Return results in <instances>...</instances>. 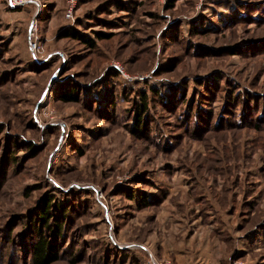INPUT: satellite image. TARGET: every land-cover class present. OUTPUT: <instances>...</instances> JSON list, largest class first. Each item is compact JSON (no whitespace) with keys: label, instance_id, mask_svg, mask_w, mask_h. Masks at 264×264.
I'll list each match as a JSON object with an SVG mask.
<instances>
[{"label":"rangeland","instance_id":"rangeland-1","mask_svg":"<svg viewBox=\"0 0 264 264\" xmlns=\"http://www.w3.org/2000/svg\"><path fill=\"white\" fill-rule=\"evenodd\" d=\"M171 1L0 0V264H32L46 194L72 205L54 264H264V0Z\"/></svg>","mask_w":264,"mask_h":264},{"label":"trees","instance_id":"trees-1","mask_svg":"<svg viewBox=\"0 0 264 264\" xmlns=\"http://www.w3.org/2000/svg\"><path fill=\"white\" fill-rule=\"evenodd\" d=\"M172 3L175 0L171 1ZM121 6H123L121 4ZM174 4L169 7H173ZM96 39L98 41H105L110 38L109 35L103 34L101 32H95ZM61 39L71 38L75 41L84 43L92 49L97 48L95 38L88 36L85 33L78 31L76 28H68L61 32L59 35ZM73 86H61L57 91V99L64 103H78L79 99L73 89L67 88ZM158 96L160 95L157 90H154ZM140 95V103L137 105V109L134 120V128L139 135L142 134V120L143 117L148 114L149 109V98L146 92H142ZM235 96H233L234 98ZM239 99H243L242 97ZM165 103V99H163ZM170 102V98H169ZM168 103V102H167ZM205 104V103H204ZM240 100H238V105ZM196 120L198 123L203 121L204 115L202 112L196 114ZM29 147L34 149L33 144L29 143ZM16 156L13 159V162H16ZM136 197V198H134ZM130 199H136L139 203L140 209L148 208L151 206V201L147 195L143 196H134L130 195ZM72 205L69 202H60L59 199L52 194H46L42 197L40 205L38 208L34 209L30 213L28 224L32 230V233L36 235L35 242L32 243V264H54L59 261L61 256L58 251V241L64 236L66 226L68 221L71 220Z\"/></svg>","mask_w":264,"mask_h":264},{"label":"built area","instance_id":"built-area-1","mask_svg":"<svg viewBox=\"0 0 264 264\" xmlns=\"http://www.w3.org/2000/svg\"><path fill=\"white\" fill-rule=\"evenodd\" d=\"M7 2L11 8L16 9V8H20V7H24L28 5L38 6V4L40 3V0H7ZM77 2L78 0H67L66 17L68 19L73 18V12L77 5ZM36 31H37V24L33 23L32 28H31L33 38H31L30 40L29 48H30L31 53L34 54L35 56L39 52V47L34 40V35ZM153 264H157L156 261L153 260ZM165 264H171V262H166Z\"/></svg>","mask_w":264,"mask_h":264}]
</instances>
